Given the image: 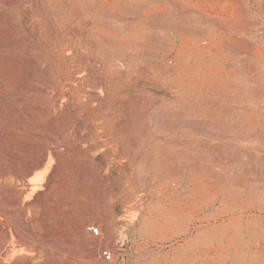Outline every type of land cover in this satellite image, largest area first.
<instances>
[{
	"label": "rangeland",
	"instance_id": "374dc122",
	"mask_svg": "<svg viewBox=\"0 0 264 264\" xmlns=\"http://www.w3.org/2000/svg\"><path fill=\"white\" fill-rule=\"evenodd\" d=\"M0 185V264H264V0H0Z\"/></svg>",
	"mask_w": 264,
	"mask_h": 264
},
{
	"label": "bare ground",
	"instance_id": "6f19581e",
	"mask_svg": "<svg viewBox=\"0 0 264 264\" xmlns=\"http://www.w3.org/2000/svg\"><path fill=\"white\" fill-rule=\"evenodd\" d=\"M3 223H5V222H3ZM3 226H5V225H2V227H0V260H6L7 261V259H10L14 256H17V255L20 256L22 254V249L17 248L15 245V238H14L15 234L13 235L11 233V231H8L9 229L4 228Z\"/></svg>",
	"mask_w": 264,
	"mask_h": 264
},
{
	"label": "built area",
	"instance_id": "2783aa9c",
	"mask_svg": "<svg viewBox=\"0 0 264 264\" xmlns=\"http://www.w3.org/2000/svg\"><path fill=\"white\" fill-rule=\"evenodd\" d=\"M86 228H87V230H89L91 232L93 231L94 233H98V227L94 226L93 224L86 225ZM100 255H101L103 260L113 261V252L109 248H101L100 249ZM115 264H118V263H115Z\"/></svg>",
	"mask_w": 264,
	"mask_h": 264
}]
</instances>
